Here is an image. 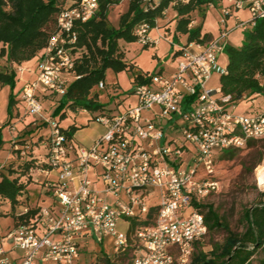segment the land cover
<instances>
[{
	"label": "built area",
	"instance_id": "2783aa9c",
	"mask_svg": "<svg viewBox=\"0 0 264 264\" xmlns=\"http://www.w3.org/2000/svg\"><path fill=\"white\" fill-rule=\"evenodd\" d=\"M229 1L248 9L249 18L237 24L244 30L264 15V0ZM97 7L98 0H78L58 13V30L39 55L36 80L19 91L25 114H41L45 94L65 92L74 64L68 46L75 40L73 22L87 20ZM222 23L217 37L180 45L170 75L153 73L136 83L135 105L98 116L105 130L89 147L70 143L57 121L44 119L50 129L47 152L35 171L45 172V181L55 173L56 180L47 182L55 204L40 206L29 221L11 228L7 237L18 255L11 257L0 245V264H76L81 246L89 239L102 243L105 235L114 238V253L121 252L129 245L127 219L145 214L150 205L156 206L155 220L135 229L130 264L190 263L194 242L207 233L194 202L219 188L216 153L264 137V98L253 95L252 107L238 112L240 101L220 86H207L213 72H226L219 64L228 33ZM149 28H135L137 41L155 48ZM121 220L125 229L117 227Z\"/></svg>",
	"mask_w": 264,
	"mask_h": 264
},
{
	"label": "trees",
	"instance_id": "16d2710c",
	"mask_svg": "<svg viewBox=\"0 0 264 264\" xmlns=\"http://www.w3.org/2000/svg\"><path fill=\"white\" fill-rule=\"evenodd\" d=\"M121 1L98 0V7L90 18L85 21L74 20L71 32L74 33L75 40L68 44L74 56L73 67L68 70L72 79L67 81L63 94L47 93L43 96L55 102L52 116L64 107L94 113L90 120L114 112L99 102V93L94 91V87L99 83L105 86L107 69L115 72L130 71L134 84L144 82L150 77L151 74L147 72L137 71L135 63L125 58L120 41H137L135 28L141 23H147L150 28L156 26L157 18H160L168 7L175 12L176 34L186 35V42L205 41L211 38L209 33L202 32V23L192 26L193 13L197 11L204 17L208 5L215 3L216 0H127L126 10L119 15L118 26L114 27L108 20V11L111 6ZM77 2L78 0H0V56L10 64L9 70L0 69L1 85L13 83L14 64L19 65L41 54L50 36L58 30L56 23L58 13ZM177 52L178 48L174 52L175 56ZM224 53L227 63L226 72L219 76L221 91L230 94L236 101L244 98L248 100L253 95L264 98V83H260V77L264 76V15L245 30L241 45L226 44ZM15 103L16 99L10 95L9 111ZM65 115L66 111H61L59 119H63ZM39 121L38 125L47 124L44 119ZM60 127L67 140L76 143L74 134L82 126L72 123ZM48 135L45 137L44 145L48 142ZM260 140H264V137L250 139L246 147L254 149L256 142ZM2 142L0 129V147ZM240 149L241 147L228 148L216 154L219 153L224 159H232ZM19 153L24 154V150L20 148ZM261 156L262 153L252 162V167L259 164ZM38 160L37 157L31 156L19 162L15 169L7 166L6 171L0 172V199L8 201L12 210L21 207L19 213L15 211L13 214V226L29 221L40 207L38 204L30 205L27 196H21L26 194L27 185L31 181L30 175L26 176L28 170L43 166ZM209 196L194 202L196 209L204 214L207 233L194 242L189 264H252L256 254L264 255V201L243 210V228L237 231L232 229L224 216L206 200ZM25 207L28 209L27 212L22 211ZM156 212V206L150 205L145 214L127 219L129 245L117 254L96 255L93 263L116 264L117 261L126 259L123 264H130L135 250L132 235L140 225L153 224ZM215 232L223 234L221 241L212 239L208 250L201 248V241ZM172 264L178 262L174 260ZM258 264H264V258L259 259Z\"/></svg>",
	"mask_w": 264,
	"mask_h": 264
},
{
	"label": "rangeland",
	"instance_id": "374dc122",
	"mask_svg": "<svg viewBox=\"0 0 264 264\" xmlns=\"http://www.w3.org/2000/svg\"><path fill=\"white\" fill-rule=\"evenodd\" d=\"M236 1V0H235ZM246 1V0H244ZM127 0H122L116 5L110 7L108 11V20L110 25L117 27L119 15L126 10ZM227 9L230 14L224 15L223 10ZM238 15L240 20L249 18V11L246 7L236 8L234 3L228 0H216L215 3L209 4L206 8L205 15L199 12L193 13L194 23H202V32H207L213 37H217L223 28L222 20H225V26L228 30L225 41L234 46H239L244 41L245 30L236 27L234 17ZM175 12L168 7L160 18H157V27H151L148 35L155 39L159 36L156 48L153 45L144 47L140 42L120 41L122 49L125 51V58L135 63L137 71L147 72L149 74L162 73L170 75L174 70L178 57L174 55L175 50L186 43V35H177L175 32ZM159 33L161 35H159ZM39 56H34L29 60L21 62L19 65L14 64V81L12 84H0V129L2 135V145L0 147V172L6 171V167L15 169L19 162L29 157L43 158L47 152L44 145L45 137L49 134V126L46 124L38 125L39 119L59 121L60 126L66 127L69 124L82 126L74 134V140L84 146L89 147L91 143L100 135L105 127L97 120L89 118L94 113L83 109L61 108L57 114L52 116L54 101L49 98L41 100L42 112L39 115L25 114L23 102L19 100V91L27 83L36 80L38 75ZM219 64L226 65L225 53L222 51L219 56ZM18 67H22L20 71ZM10 64L0 56V69L9 70ZM219 74L213 72L207 83L208 87L215 88L219 86ZM71 76L69 81L71 80ZM264 83V76L260 77ZM134 83L132 82V73L130 71L115 72L107 69L105 73V86L100 88L99 85L94 87V91L99 93L98 100L108 109L114 112L125 111L127 108L136 104L137 94L133 92ZM10 95L16 99L12 110H8ZM242 99L237 105V111H246L252 107L250 100ZM258 99V98H257ZM66 111L63 119H59V113ZM264 140L256 142V146L248 148L246 145L241 147L238 154L232 159H224L216 154L214 160L215 178L218 181L219 188L216 192L211 193L206 199L212 203L218 212L228 221L230 227L234 230L241 231L243 228L242 212L261 201H264V186L256 176V169L264 163ZM20 148L24 154H20ZM29 148H31L29 150ZM29 150V151H27ZM259 164L252 167V162L260 157ZM36 168L28 170L31 178L27 185V201L30 205L38 204L49 207L53 205V197L47 185L49 181H55L56 175L53 171L49 172L47 181H45V172H36ZM15 175V174H14ZM92 175V174H91ZM19 213L21 207L12 210L8 201L0 199V239L5 238L0 245L5 250L12 248L13 240L7 235L13 227V214ZM117 227L125 229L126 222L119 221ZM223 234L215 232L211 236H206L201 241V248L208 250L210 242L213 240L221 241ZM114 238L111 235L102 237V243L89 239L86 244L80 248L76 264H94L95 256L103 253H114ZM117 254V253H114ZM264 258L261 253L256 254L252 264H258V260ZM126 259L117 261L116 264H123Z\"/></svg>",
	"mask_w": 264,
	"mask_h": 264
},
{
	"label": "crops",
	"instance_id": "0c3cea01",
	"mask_svg": "<svg viewBox=\"0 0 264 264\" xmlns=\"http://www.w3.org/2000/svg\"><path fill=\"white\" fill-rule=\"evenodd\" d=\"M228 2H230L229 0H228ZM245 2V4H246V2H247V0L246 1H244ZM247 9V8H246ZM229 14H230V12H229ZM229 14H227V15H229ZM234 19L236 20V27H237V24H238V22L240 21V18H239V16L238 15H236L235 17H234ZM193 23H194V21H193ZM195 24H192V26H194ZM156 27H157V23H156ZM159 35H161L160 33H159ZM149 36V35H148ZM150 37V36H149ZM211 37H213L212 35H211ZM150 39L151 40H154V39H152L151 37H150ZM156 40H157V43H158V41H159V36L157 37V38H155ZM225 43L226 44H229L228 43V41H225ZM156 48V47H155ZM225 60H226V63H227V57H226V55H225ZM226 66V65H225ZM77 143V142H76ZM78 144V143H77ZM54 204H55V201H54V199H53V206H54ZM0 241H1V239H0ZM7 251V253L11 256V257H13V258H16L17 257V255H18V251H15V250H13L12 248L11 249H9V250H6Z\"/></svg>",
	"mask_w": 264,
	"mask_h": 264
},
{
	"label": "bare ground",
	"instance_id": "6f19581e",
	"mask_svg": "<svg viewBox=\"0 0 264 264\" xmlns=\"http://www.w3.org/2000/svg\"><path fill=\"white\" fill-rule=\"evenodd\" d=\"M256 176L257 179L260 181V184L264 186V163L257 167Z\"/></svg>",
	"mask_w": 264,
	"mask_h": 264
}]
</instances>
